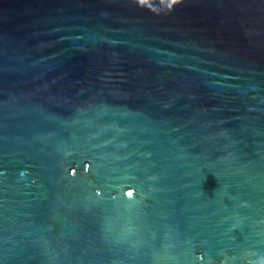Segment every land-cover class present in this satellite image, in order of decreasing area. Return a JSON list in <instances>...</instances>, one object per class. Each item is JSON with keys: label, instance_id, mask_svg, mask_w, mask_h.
Instances as JSON below:
<instances>
[{"label": "water", "instance_id": "obj_1", "mask_svg": "<svg viewBox=\"0 0 264 264\" xmlns=\"http://www.w3.org/2000/svg\"><path fill=\"white\" fill-rule=\"evenodd\" d=\"M0 264H264V0H0Z\"/></svg>", "mask_w": 264, "mask_h": 264}, {"label": "snow or ice", "instance_id": "obj_2", "mask_svg": "<svg viewBox=\"0 0 264 264\" xmlns=\"http://www.w3.org/2000/svg\"><path fill=\"white\" fill-rule=\"evenodd\" d=\"M73 174H75V170H73Z\"/></svg>", "mask_w": 264, "mask_h": 264}]
</instances>
